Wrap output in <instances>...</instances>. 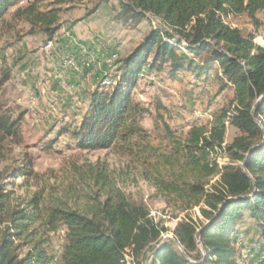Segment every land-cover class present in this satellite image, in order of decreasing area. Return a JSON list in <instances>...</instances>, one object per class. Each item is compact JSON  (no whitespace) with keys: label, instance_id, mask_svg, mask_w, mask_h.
Returning <instances> with one entry per match:
<instances>
[{"label":"trees","instance_id":"1","mask_svg":"<svg viewBox=\"0 0 264 264\" xmlns=\"http://www.w3.org/2000/svg\"><path fill=\"white\" fill-rule=\"evenodd\" d=\"M22 1L0 0V27ZM27 1L16 16L52 40L60 10L39 12L37 5L46 0ZM126 6L141 18L153 16L160 28L120 62L115 88L94 91L78 128L64 132L72 133L82 151L115 149L128 158L169 208L185 214L174 239L161 242L168 230L108 176L91 172L82 176V191L70 185L61 198L50 188L19 203L0 187V264H48L51 235L61 229V264H125L128 253L137 262L150 253L152 264H238V222L249 214L264 231V47L227 22L247 16L259 27L264 0H130ZM168 64L173 75L201 77L217 68L221 90L233 93L232 112L194 123L186 134L161 120L162 134L152 137L142 126L148 111L132 95L142 70L151 75ZM227 124L240 133L230 145ZM0 130L15 135L17 128L0 119ZM222 158L228 163L221 165ZM15 175L33 176L28 166ZM195 210L200 217L191 214ZM255 257L264 263V246Z\"/></svg>","mask_w":264,"mask_h":264},{"label":"rangeland","instance_id":"2","mask_svg":"<svg viewBox=\"0 0 264 264\" xmlns=\"http://www.w3.org/2000/svg\"><path fill=\"white\" fill-rule=\"evenodd\" d=\"M129 1L39 3V12L60 10L59 29L52 40L39 26L33 27L16 16L19 8L29 6V1H22L5 15L0 27V119L15 122L17 130L15 135L0 130V187L12 192L14 202L24 203L39 190L54 188L51 192H59L55 194L60 198V192L70 185L82 191V176L104 173L168 230L162 235L161 242L165 243L174 239V231L185 214L169 208L165 198L117 150L82 151L70 133L88 114L90 95L99 87L115 88L120 62L141 46L152 30L160 28L153 16L141 18L129 10ZM257 19L259 27L247 16H231L227 22L264 47V11ZM83 21L88 23L84 30L86 25H79ZM88 37L91 41H86ZM67 46L77 48V52H70ZM170 66L151 75L145 69L147 77L139 78L133 91V101L148 111L142 126L152 137L162 134L161 120L173 131L186 134L194 123H212L215 117L232 112L233 93L221 90L217 68L199 77L187 71L173 75ZM107 82L112 84L107 86ZM227 128L225 144L230 145L240 133L229 124ZM219 163L224 165L228 160L222 158ZM24 166L31 169L33 176L17 178L16 170ZM191 214L200 217L198 210ZM236 231L238 264H260L255 259L264 246V231L259 223L248 214L238 222ZM64 245V229L51 235L48 264H61ZM150 257L147 253L133 264H152ZM261 259L264 261V257ZM214 262H219L218 256Z\"/></svg>","mask_w":264,"mask_h":264},{"label":"crops","instance_id":"3","mask_svg":"<svg viewBox=\"0 0 264 264\" xmlns=\"http://www.w3.org/2000/svg\"><path fill=\"white\" fill-rule=\"evenodd\" d=\"M86 21H83L82 23H80L79 25L80 26H83L84 24L86 25H88V23H85ZM87 25L86 26H84V27H82L83 28V30L84 29H87L86 27H87ZM77 28L78 27H76V28H74V31L75 30H77ZM74 36H77L75 33H74ZM86 41H91V37H88L87 38V40ZM86 45H88L89 46V48L92 50V52H95L96 50H95V48H91V46H92V44H91V42H87V44ZM67 49L71 52H74V53H76L77 52V48H75V47H72V46H67Z\"/></svg>","mask_w":264,"mask_h":264},{"label":"built area","instance_id":"4","mask_svg":"<svg viewBox=\"0 0 264 264\" xmlns=\"http://www.w3.org/2000/svg\"><path fill=\"white\" fill-rule=\"evenodd\" d=\"M147 16H151V15H147ZM159 21V20H158ZM160 23V22H159ZM145 69L144 70H142L141 71V73H140V75H139V78H145V77H147V74L145 73ZM112 83H110V82H107V83H105V85H107V86H110ZM114 85V84H113ZM126 262H127V264H133L134 263V259L129 255V253H128V255L126 256ZM262 264H264V263H262Z\"/></svg>","mask_w":264,"mask_h":264},{"label":"water","instance_id":"5","mask_svg":"<svg viewBox=\"0 0 264 264\" xmlns=\"http://www.w3.org/2000/svg\"><path fill=\"white\" fill-rule=\"evenodd\" d=\"M152 257H153V256H151V257L149 258V260H151V259H152Z\"/></svg>","mask_w":264,"mask_h":264}]
</instances>
